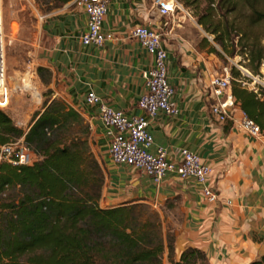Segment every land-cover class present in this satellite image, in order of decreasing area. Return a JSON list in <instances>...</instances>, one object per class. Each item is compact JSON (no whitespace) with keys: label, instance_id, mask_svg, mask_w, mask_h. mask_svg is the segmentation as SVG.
<instances>
[{"label":"crops","instance_id":"1","mask_svg":"<svg viewBox=\"0 0 264 264\" xmlns=\"http://www.w3.org/2000/svg\"><path fill=\"white\" fill-rule=\"evenodd\" d=\"M42 16L30 35L35 83L46 98L61 99L89 125L104 167L101 207L173 203L180 212L174 232L176 261L187 248L204 252L209 264H250L264 256V142L242 130L244 114L237 106L225 123L210 114V81L220 75L222 60L214 45L197 34L189 15L160 16L154 0H111L102 23L107 41L101 47L81 43L86 15L74 0ZM142 24L162 34L167 77L179 110L175 117L159 113L149 122L152 150L163 148L173 164L180 162L182 150L196 154L211 168L209 182L219 195L215 204L203 200L199 185L175 173L156 184L138 170L113 164L98 108L85 102L92 92L112 109L143 115L137 102L146 91L143 74L153 59L130 37ZM7 110L3 112L27 132L33 120L25 125L15 105Z\"/></svg>","mask_w":264,"mask_h":264},{"label":"trees","instance_id":"2","mask_svg":"<svg viewBox=\"0 0 264 264\" xmlns=\"http://www.w3.org/2000/svg\"><path fill=\"white\" fill-rule=\"evenodd\" d=\"M71 1L38 0L44 11ZM177 1L185 7L193 2ZM225 1L234 6L241 0ZM255 1L247 3L252 7ZM197 23L233 57L218 29L201 18ZM245 60L250 73L258 74L263 49L250 50ZM230 74L234 105L264 130V94L242 88L239 70L231 68ZM47 96L27 132L0 110V148L22 138L35 158L21 166L0 161V264H163L165 255L168 264H209L195 248L185 249L176 261L174 237L163 235L157 213L143 219L141 204L100 207L103 177L78 136L83 118L61 99ZM250 264H264V256Z\"/></svg>","mask_w":264,"mask_h":264},{"label":"built area","instance_id":"3","mask_svg":"<svg viewBox=\"0 0 264 264\" xmlns=\"http://www.w3.org/2000/svg\"><path fill=\"white\" fill-rule=\"evenodd\" d=\"M7 0H0V110L9 109L14 92L18 89L28 88L32 77L35 76L33 56L28 62V70L24 74L28 77L22 79L16 90H11L2 78L4 70V50L12 43L7 35L3 20V7ZM27 3L28 1L25 0ZM34 3V0L32 1ZM32 2L30 4H32ZM77 6L84 10L86 15V32L80 36L84 46L101 47L107 41L102 32V23L111 0H74ZM29 3V2H28ZM154 6L160 16H173L176 12H183V6L177 0H154ZM44 16L38 14L36 20L41 21ZM130 37L136 40L153 59L152 67L144 72L145 93L139 98L137 107L143 115L128 116L123 111L108 107L100 97L90 92L85 102L96 106L99 119L106 130L108 137V156L110 161L118 166H127L149 177L159 184L169 174L175 173L182 181H192L200 186V196L208 204L219 201V195L213 190L209 182L211 168L201 161L194 153L188 150L181 151L178 164L167 161L163 148L152 150L153 137L148 132L149 122L159 113L175 117L179 114L173 102L174 88L167 77V52L163 46L162 34L147 25L135 27ZM242 78L238 81L240 86L249 92L260 96L264 94V61L256 75L248 71L241 72ZM230 70L223 67L219 76L210 81V95L213 104L210 114L219 123H224L232 117L234 99L230 94ZM26 82H29L25 84ZM240 126L242 130L264 142V130H261L253 121L244 117ZM33 154L19 140L0 148V161H6L12 166L30 165L34 161Z\"/></svg>","mask_w":264,"mask_h":264},{"label":"rangeland","instance_id":"4","mask_svg":"<svg viewBox=\"0 0 264 264\" xmlns=\"http://www.w3.org/2000/svg\"><path fill=\"white\" fill-rule=\"evenodd\" d=\"M27 1L29 3H26L25 0H7L2 10L5 30L7 35L12 38V43L4 50L5 68L2 78L11 90H16L22 79L28 81V77H25L24 74L28 70L29 60L32 59V56L34 57L30 35L35 30L33 27L37 22L38 14L42 15L45 9L38 0H34V3L33 0ZM192 1L190 7L183 6V12L189 15L187 16L189 23L194 26L197 34L206 37L221 54L220 72H222L223 66L228 67L229 70L235 68L240 72H251L248 61L245 60L246 55H249L250 50L263 49L264 51V0L255 1L252 7L248 5L247 0H241L234 6L227 4L225 0ZM31 2L32 4H30ZM200 18L208 22L210 29H218V34L225 40L228 52H233V57L224 54L222 47L214 42V35L198 25L197 21ZM32 78L31 88L17 89L11 99V105L16 106L18 116L25 121V125L31 123L42 108L46 94L42 93L36 85L35 76ZM27 83L29 82L25 84ZM5 112L9 113L10 111ZM77 132L79 138L84 142L85 156L88 155L90 161L94 160L99 165L104 186V167L100 164L94 139L91 138L89 125L85 123L84 119L83 124L77 128ZM136 204L142 205L139 210L140 214H143V219L148 218L152 212L157 213L160 217L163 235L168 234L174 237V232L180 223L178 207L169 202L162 206L151 205L144 201ZM163 264H168L165 258Z\"/></svg>","mask_w":264,"mask_h":264},{"label":"bare ground","instance_id":"5","mask_svg":"<svg viewBox=\"0 0 264 264\" xmlns=\"http://www.w3.org/2000/svg\"><path fill=\"white\" fill-rule=\"evenodd\" d=\"M29 86V88H31V85H28Z\"/></svg>","mask_w":264,"mask_h":264}]
</instances>
